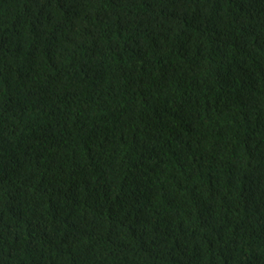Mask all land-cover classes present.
<instances>
[{
	"label": "trees",
	"instance_id": "1",
	"mask_svg": "<svg viewBox=\"0 0 264 264\" xmlns=\"http://www.w3.org/2000/svg\"><path fill=\"white\" fill-rule=\"evenodd\" d=\"M0 264H264V0H0Z\"/></svg>",
	"mask_w": 264,
	"mask_h": 264
}]
</instances>
